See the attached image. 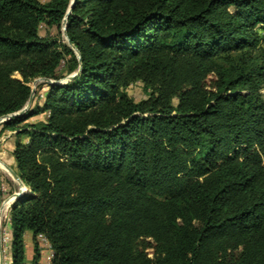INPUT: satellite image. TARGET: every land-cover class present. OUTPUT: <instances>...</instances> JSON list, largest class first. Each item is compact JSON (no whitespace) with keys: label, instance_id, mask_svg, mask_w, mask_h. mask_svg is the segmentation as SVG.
<instances>
[{"label":"trees","instance_id":"16d2710c","mask_svg":"<svg viewBox=\"0 0 264 264\" xmlns=\"http://www.w3.org/2000/svg\"><path fill=\"white\" fill-rule=\"evenodd\" d=\"M38 79L10 264H264V0H0V118Z\"/></svg>","mask_w":264,"mask_h":264},{"label":"rangeland","instance_id":"374dc122","mask_svg":"<svg viewBox=\"0 0 264 264\" xmlns=\"http://www.w3.org/2000/svg\"><path fill=\"white\" fill-rule=\"evenodd\" d=\"M40 1L46 2L48 0H40ZM60 39L61 41L65 42L63 33H61ZM41 83L42 82H37L34 85H31L33 91H35L36 87ZM44 91L45 88L39 90V93L41 94ZM126 93L135 102H139L141 100L146 99L148 94V92H146L143 89L140 83L134 84L131 87H129ZM261 93H262V98L264 100V89L261 90ZM44 117L45 116H39L37 118L31 119L30 122L43 121ZM12 134L13 133L8 130L0 129V163L12 169L14 173H16L15 164L11 155L13 150V143H14L13 138L11 137ZM21 141L25 143L26 139L21 138ZM1 164H0V192L2 194V202L0 204V212L2 209L1 206H3L14 193H17L20 187L19 183L8 173V171ZM12 202H10L8 207L5 209L6 212H4V215L0 219V244L2 246V255H3L4 264H10L8 210ZM39 247L41 249V259L39 264H49L50 250L48 245L45 242L39 240ZM24 253H25V263L30 264L33 257V245L31 241V237L29 235L24 236Z\"/></svg>","mask_w":264,"mask_h":264},{"label":"water","instance_id":"95a60500","mask_svg":"<svg viewBox=\"0 0 264 264\" xmlns=\"http://www.w3.org/2000/svg\"><path fill=\"white\" fill-rule=\"evenodd\" d=\"M73 1L71 2V5H70V7H69V9H68V11H67V13H66V17H67V15H68V13L70 12V10H71V6L73 5ZM66 17H65V19L63 20V22H62V33H63V37H64V39H65V41H66V44L71 48V49H73L74 50V48L69 44V42L67 41V39H66ZM75 51V50H74ZM75 54L77 55V57H78V54H77V52L75 51ZM77 74V73H76ZM76 74H74V75H72V76H70V77H68L67 79H66V81L67 80H70V79H72ZM37 82H47V83H50V84H53V82H51V81H48V80H45V79H38V80H35L33 83H32V85H34L35 83H37ZM33 94H34V91H33V89H32V92H31V95H30V98H29V100H28V102H27V104H26V106L24 107V109H22L20 112H18V113H15V114H11V115H7V116H4V117H1L0 118V124L1 123H3V122H5V121H7V120H10V119H12V118H14V117H17V116H20L21 114H23L30 106H31V104H32V99H33ZM1 164V163H0ZM2 165V164H1ZM7 171H8V173L19 183V189H18V192L17 193H14L10 198H9V200L8 201H10V202H12L13 200H15L17 197H19L23 192H24V186H23V184H22V182H21V180H20V178L16 175V173H14V171L12 170V169H10V168H8V167H6L5 165H2ZM0 264H4V261H3V255H2V246H1V244H0Z\"/></svg>","mask_w":264,"mask_h":264},{"label":"bare ground","instance_id":"6f19581e","mask_svg":"<svg viewBox=\"0 0 264 264\" xmlns=\"http://www.w3.org/2000/svg\"><path fill=\"white\" fill-rule=\"evenodd\" d=\"M3 204H4V203H3ZM3 204H2V205H3ZM9 204H10V201H6V203H5L3 206H1L2 209H1V212H0V219H1V217L4 215V212H6L5 209L8 207Z\"/></svg>","mask_w":264,"mask_h":264},{"label":"built area","instance_id":"2783aa9c","mask_svg":"<svg viewBox=\"0 0 264 264\" xmlns=\"http://www.w3.org/2000/svg\"><path fill=\"white\" fill-rule=\"evenodd\" d=\"M38 239H39L40 241H43V242L46 243L45 239H44L42 236H38ZM46 244H47V243H46ZM50 256H51V254L49 255V259H50Z\"/></svg>","mask_w":264,"mask_h":264},{"label":"crops","instance_id":"0c3cea01","mask_svg":"<svg viewBox=\"0 0 264 264\" xmlns=\"http://www.w3.org/2000/svg\"><path fill=\"white\" fill-rule=\"evenodd\" d=\"M26 236V235H25Z\"/></svg>","mask_w":264,"mask_h":264}]
</instances>
